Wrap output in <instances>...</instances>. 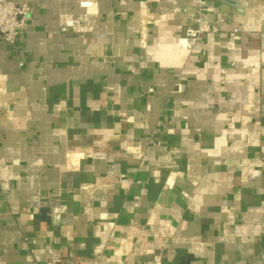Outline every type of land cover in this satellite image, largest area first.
Returning a JSON list of instances; mask_svg holds the SVG:
<instances>
[{
	"label": "crops",
	"instance_id": "crops-1",
	"mask_svg": "<svg viewBox=\"0 0 264 264\" xmlns=\"http://www.w3.org/2000/svg\"><path fill=\"white\" fill-rule=\"evenodd\" d=\"M10 1L0 264H264V0Z\"/></svg>",
	"mask_w": 264,
	"mask_h": 264
},
{
	"label": "built area",
	"instance_id": "built-area-1",
	"mask_svg": "<svg viewBox=\"0 0 264 264\" xmlns=\"http://www.w3.org/2000/svg\"><path fill=\"white\" fill-rule=\"evenodd\" d=\"M94 0H78L83 8L94 6ZM206 0H189V10L186 14V24L183 28V35L195 41L201 40V35L208 30L202 22V15L205 9ZM33 6L26 2L0 1V38L12 45L22 30H24L29 19ZM215 30L214 27L211 28ZM5 78L0 75V89H3ZM177 90L181 85L177 84ZM120 178L124 175L120 174ZM50 264H68V259L56 255L52 248H47ZM90 264H96L94 262Z\"/></svg>",
	"mask_w": 264,
	"mask_h": 264
}]
</instances>
